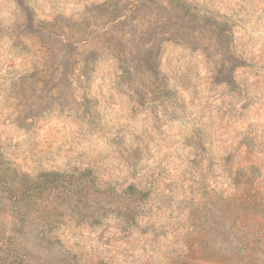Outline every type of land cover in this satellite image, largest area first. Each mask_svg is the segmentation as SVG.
Here are the masks:
<instances>
[{"label":"rangeland","instance_id":"rangeland-1","mask_svg":"<svg viewBox=\"0 0 264 264\" xmlns=\"http://www.w3.org/2000/svg\"><path fill=\"white\" fill-rule=\"evenodd\" d=\"M0 152L95 178L0 264H264V0H0Z\"/></svg>","mask_w":264,"mask_h":264},{"label":"trees","instance_id":"trees-1","mask_svg":"<svg viewBox=\"0 0 264 264\" xmlns=\"http://www.w3.org/2000/svg\"><path fill=\"white\" fill-rule=\"evenodd\" d=\"M93 178L90 170L79 174L43 172L32 178L27 174H19L9 166L0 152V194L11 203L23 222H35L43 229L61 223L62 214H58L60 209L75 211L77 208L80 211L81 205L89 203L95 183L91 182ZM128 191L138 199L147 197L134 186ZM80 201L83 202L78 205ZM30 206L37 208L34 214L28 213Z\"/></svg>","mask_w":264,"mask_h":264}]
</instances>
